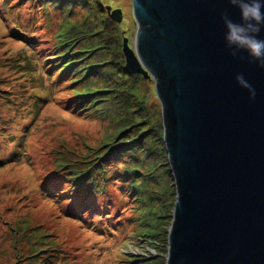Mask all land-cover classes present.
<instances>
[{"label": "rangeland", "instance_id": "rangeland-1", "mask_svg": "<svg viewBox=\"0 0 264 264\" xmlns=\"http://www.w3.org/2000/svg\"><path fill=\"white\" fill-rule=\"evenodd\" d=\"M55 1L0 0V264H163L175 188L155 80L125 67L124 37L136 45L133 0ZM108 4L122 8L121 21ZM66 35L72 44L61 46ZM68 47L80 52L57 55ZM70 57L79 61L63 69ZM95 89L94 98L76 94ZM52 147L84 166L111 150L76 203L60 193L73 176ZM128 159L147 192L132 190Z\"/></svg>", "mask_w": 264, "mask_h": 264}, {"label": "water", "instance_id": "water-1", "mask_svg": "<svg viewBox=\"0 0 264 264\" xmlns=\"http://www.w3.org/2000/svg\"><path fill=\"white\" fill-rule=\"evenodd\" d=\"M254 3L264 17V0H133L125 67L155 80L175 188L163 264H264V57L227 39Z\"/></svg>", "mask_w": 264, "mask_h": 264}, {"label": "trees", "instance_id": "trees-1", "mask_svg": "<svg viewBox=\"0 0 264 264\" xmlns=\"http://www.w3.org/2000/svg\"><path fill=\"white\" fill-rule=\"evenodd\" d=\"M71 1H74V0H71ZM8 3H10V2L8 1ZM50 3L49 4H46L43 7V9H46L47 6L48 7H53V8H57L58 7V6H56V4H58V3L55 0H51ZM10 6H12V4H10ZM28 6L29 7H33V8H36V9H42V7L41 8L40 7H36L32 2ZM15 27H16L15 28V31H16L15 32V35L19 36L20 39H23L24 40L23 36H26L27 38L31 37V35L29 34V31L28 30L25 31L22 28H20L21 26H17V25H15ZM60 38L61 39L59 41V44H61V46H64V44H66V43L69 44V45L72 44V42L69 41V39H73L72 36H69L68 37V35H66V36H61ZM62 38H65V39H62ZM57 43H58V41H57ZM63 51H65V52L68 51V52L66 53V55H63ZM79 52H80V50L79 51H75V50L74 51H70V49L68 47V48H65L64 50H62L57 55L59 57H66V56L73 55V54L79 53ZM55 56H51V57H55ZM78 61H79V59H77L75 57L73 59V57H70V59L63 65L64 66L63 69H65L66 67L71 68ZM82 67H84V66H82ZM85 67H87L86 69H88V66H85ZM82 77L83 76H81L80 78H77V81L80 80V79H82ZM1 91H3V90H2V88L0 86V92ZM96 91H98V90L97 89H95V90H84V91L77 90L76 94L77 95H82L84 97L91 98L92 96L95 95V92ZM7 97L8 96H3V98H7ZM40 97L41 96H38L36 94L34 99L37 100V99H40ZM94 97H92V98H94ZM96 100L97 99H95V100L93 99L92 103L95 102ZM38 103L39 102H36L34 104L37 105ZM128 123H129V126H130L131 120H129ZM141 144H142L141 141L138 142V140H136L134 143H130V144L127 143L126 145H129V146L134 145L137 148V147L141 146ZM51 152L53 154L52 156L54 157V160L56 161L57 166H60L61 168L67 169V166L70 165L68 171H72V172H69V173H70L71 176H73L72 179L69 176L70 177V183H71L70 184V187L67 188V189H65V190L60 191V193H67V195H69V200H71L74 203H76L77 200L81 197V195H79V194L82 193V192L79 193V191L82 189V188H79L80 185L84 184L88 179H94V175L96 176L95 172L98 174L100 167H102L101 162H107L108 161L109 154H110L111 150L108 152V154H105V155L103 154V155L98 156L97 160H95L93 162L86 161L85 164L88 165V166H84L83 165V163H84L83 162V159L80 160L81 165H77L79 163L78 160H76L75 158H71V156H73L72 155L73 152L66 153V152L63 151V149L61 147H52L51 148ZM134 154H135V156L133 157V159H135V161L138 162V164H144V163L145 164H148L147 159L142 160V158L139 157V154L137 152H135ZM99 159H103V160L102 161L101 160L99 161ZM72 160H74L76 162H74ZM130 160H132V159H130ZM126 162H128L129 164L130 163L131 164L133 163V162H129V159ZM128 163L125 166L124 171H125L126 175L131 178V181H132V190L137 191V194H142V193L147 192V189L146 188H143L142 184L138 183L135 180H132V176H133L134 173H135L134 176L139 175V169L140 168H138L137 166H135V164L133 166L131 164H130L131 166H128ZM140 173H141V169H140ZM123 175L125 176L124 173H123ZM40 185L43 187L42 192L45 191L46 194L51 195L50 192H49L50 190L47 189V188H45V185L43 183H40ZM72 185H75V187H71ZM76 187H78V188H76ZM55 195H58V194H55ZM87 199H88V197H87ZM150 199H151V196H150ZM107 217H108V215H107ZM39 250L40 249H38V251ZM51 261H54V260H51ZM129 261H132V260L129 259Z\"/></svg>", "mask_w": 264, "mask_h": 264}, {"label": "clouds", "instance_id": "clouds-1", "mask_svg": "<svg viewBox=\"0 0 264 264\" xmlns=\"http://www.w3.org/2000/svg\"><path fill=\"white\" fill-rule=\"evenodd\" d=\"M234 2V0H233ZM243 19L245 21L244 25H236L229 23L227 25L229 33L227 39L229 43L235 44L238 48L246 50L251 56L257 60H261L264 57V40L258 39V33L260 32V23L264 20L262 17L258 3H254L251 7L243 5ZM254 27L251 32H248L247 26L252 25ZM235 55V53H233ZM261 66H264V60L260 62ZM255 94H253L254 96Z\"/></svg>", "mask_w": 264, "mask_h": 264}, {"label": "bare ground", "instance_id": "bare-ground-1", "mask_svg": "<svg viewBox=\"0 0 264 264\" xmlns=\"http://www.w3.org/2000/svg\"><path fill=\"white\" fill-rule=\"evenodd\" d=\"M129 22V21H128Z\"/></svg>", "mask_w": 264, "mask_h": 264}]
</instances>
